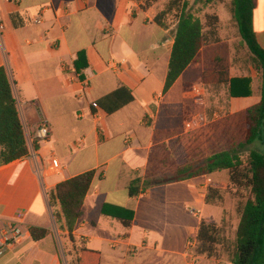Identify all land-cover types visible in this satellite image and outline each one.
<instances>
[{
  "label": "crops",
  "instance_id": "1",
  "mask_svg": "<svg viewBox=\"0 0 264 264\" xmlns=\"http://www.w3.org/2000/svg\"><path fill=\"white\" fill-rule=\"evenodd\" d=\"M142 4L143 0H0V67L9 74L29 149L26 157L0 167V264H69L83 247L98 252L100 264H129L131 247L140 248L143 241L161 255L155 260L147 257L142 264H221L190 253L196 237L193 242L182 239L190 227L155 226L153 216L142 211L143 194L156 185L138 197L129 195L135 177L148 180L157 127L147 125L145 118H157L160 103H175L168 94L180 82H189L184 78L191 69H198L202 81L208 71L198 62L191 64L163 94L174 36L155 22L161 0L148 9ZM44 7L49 10L36 24ZM12 15L18 17V26ZM253 27L264 49V0H257ZM80 51H85L88 66L78 73L73 63ZM207 85L226 87L232 131L261 100V81L256 88L252 79V94L246 97L230 96L227 84ZM122 86L134 96L130 104L111 115L93 107ZM42 118L49 121L50 137L38 142ZM90 170L96 175L70 237L60 229L54 213L61 207H52L49 195L59 183ZM214 180L203 176L200 187L188 186L193 192L188 209L200 211L194 206L200 205L197 195L201 191L204 198ZM105 204L132 209L131 226L104 215ZM31 226L50 234L35 241ZM10 227L20 228L21 235L5 246L4 233ZM161 235L174 242L163 244Z\"/></svg>",
  "mask_w": 264,
  "mask_h": 264
},
{
  "label": "trees",
  "instance_id": "2",
  "mask_svg": "<svg viewBox=\"0 0 264 264\" xmlns=\"http://www.w3.org/2000/svg\"><path fill=\"white\" fill-rule=\"evenodd\" d=\"M158 0H146L143 9H148ZM194 4L211 5L215 0H193ZM181 2L173 0L171 5ZM257 0H230L231 15L235 21L241 40L248 47L254 65L261 72V100L250 107L245 114L246 135L238 146L227 151L212 153L202 162L179 167L169 180L177 182L199 176L212 175L226 170L230 173V180L235 184L250 189L251 196L240 209V221L236 231L233 246L229 249L231 264H264V151L250 149L246 165L241 159L240 152L247 149L255 141H260L264 147V49L258 43L253 27V14ZM189 2L184 0L177 16L168 72L163 88L165 95L176 83L178 78L191 64L197 62L200 51L205 43V27L214 28L219 24L216 14H206V22L188 9ZM166 11L159 13L157 19ZM14 26H18L16 15H12ZM76 72L88 66L85 51L78 53L73 63ZM204 84H227L230 96H250L252 94V79L250 77L230 78L228 69L220 65L217 69L203 74ZM134 100L131 91L122 86L113 92L99 98L95 103L106 114L111 115ZM37 146V145H36ZM29 155V149L21 123L16 99L13 94L12 83L4 66L0 67V167ZM96 170H90L71 179L59 183L50 192V205H60L61 211L55 212V219L62 230H67L70 237L77 221L82 216V207L91 187ZM165 183L164 180H146L135 177L129 185L131 198L138 197L147 188ZM219 191L209 187L206 196L207 203L219 199ZM102 213L119 220L123 226L130 227L134 211L132 209L105 204ZM33 240L46 238L50 231L41 227H29ZM224 238L221 229L212 223L201 221L195 240L194 256L217 258L218 248L223 246ZM75 264H100L98 252L81 248Z\"/></svg>",
  "mask_w": 264,
  "mask_h": 264
},
{
  "label": "rangeland",
  "instance_id": "3",
  "mask_svg": "<svg viewBox=\"0 0 264 264\" xmlns=\"http://www.w3.org/2000/svg\"><path fill=\"white\" fill-rule=\"evenodd\" d=\"M159 1L152 3L151 7ZM172 1L161 0L162 4L157 6L158 9H162L159 13L166 12L157 21L169 29V35L174 36L177 16L184 0L174 5H171ZM145 2L146 0H143L142 7ZM188 2V9L193 11L202 22H206V14H216L219 19L222 18L216 26L215 32L214 28L205 27V43L197 62L201 66L205 65L208 71L223 65L230 71L228 72L231 76L251 77L255 87L259 88L261 72L254 65L248 47L241 40L236 23L232 19L230 0H215L207 7L194 4L193 0H188ZM199 78L198 69H191L184 78L189 82L185 86H183L184 81L180 82L168 94V99L175 103H160V112L157 118L147 117L144 120L147 125H156L157 127L151 165L146 177L149 181L157 179L164 180L165 183L153 186L146 191L147 195L143 194L142 211L153 216L155 226L187 225L190 228L186 237H182V239L189 242H193L196 237L195 228L198 230L201 221L217 225L221 229L224 244L218 248L217 258L208 259L220 261L221 264H231L229 249L233 246L236 238L240 209L251 196L250 189L231 182L230 173L226 170L219 171V174L216 172L217 175L215 173L208 175L214 177L215 184L210 187L219 191L220 198L213 203H207L206 196L209 188H207L204 198L201 195L202 192L199 191L197 203L200 205L194 204V206L200 209V213L195 216L187 208L189 204L193 203V192L188 186L200 187L203 183V176H199V180L196 179L198 177L178 182L169 180L179 167L202 162L212 153L227 151L238 146L245 139V118L241 117L240 120H235L237 126L232 131L234 119L227 112L226 87L224 85H207ZM194 87L199 90V95L194 91ZM191 121L195 126L192 129H187L186 124ZM196 122L197 124H195ZM250 149L264 151L260 141H255L247 149H242L240 156L244 166ZM112 173L113 166L111 177ZM125 199L126 197L121 198L120 202H124ZM179 237L177 236L175 239H180ZM161 238L165 245L174 242L162 235ZM141 245L140 248L131 247L128 255L129 264H142L141 262L147 257L153 260L160 257L161 253L156 252L157 247L152 246L151 250L147 249L146 241H143ZM194 246L195 243L190 247V253L195 255ZM123 257L125 256L121 255V258ZM120 261L121 259L117 262ZM200 261L197 260L196 263ZM69 264H75L74 257Z\"/></svg>",
  "mask_w": 264,
  "mask_h": 264
},
{
  "label": "built area",
  "instance_id": "4",
  "mask_svg": "<svg viewBox=\"0 0 264 264\" xmlns=\"http://www.w3.org/2000/svg\"><path fill=\"white\" fill-rule=\"evenodd\" d=\"M14 1L15 3H19L20 0H12ZM49 10L48 7H44L41 11V14L34 20V22L36 24H41L43 19H42V16L44 13H46L47 11ZM194 91L196 93H198V95L200 94L199 90L194 87ZM93 107L97 110H101L96 103H93ZM197 124V122L195 123ZM194 122H188L186 124V127L187 129H192L194 127ZM50 137V129H49V121L48 119L46 118H42L41 120V123H40V127L37 131V134H36V137H35V140L38 141V142H45L49 139ZM53 165L55 167H58L59 163H58V160L54 159L53 160ZM189 212L195 216H197L200 212L198 210H196L195 208H189ZM4 245L5 246H9L11 245V242L17 240L20 235H21V229L20 228H15V227H10V229H7L6 232L4 233ZM3 251L0 250V255H2Z\"/></svg>",
  "mask_w": 264,
  "mask_h": 264
}]
</instances>
